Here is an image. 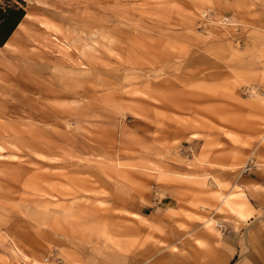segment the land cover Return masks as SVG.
I'll use <instances>...</instances> for the list:
<instances>
[{"label": "rangeland", "instance_id": "rangeland-1", "mask_svg": "<svg viewBox=\"0 0 264 264\" xmlns=\"http://www.w3.org/2000/svg\"><path fill=\"white\" fill-rule=\"evenodd\" d=\"M10 1L0 264H264V0Z\"/></svg>", "mask_w": 264, "mask_h": 264}, {"label": "crops", "instance_id": "crops-1", "mask_svg": "<svg viewBox=\"0 0 264 264\" xmlns=\"http://www.w3.org/2000/svg\"><path fill=\"white\" fill-rule=\"evenodd\" d=\"M259 186L264 188L262 185ZM244 195L247 200L249 198L252 202H254V204H251L249 201L246 202L241 198L233 199L238 202L239 214L237 212L235 213L240 220H248L253 217L255 212L261 210V216L257 219L258 225H251L248 229L247 239H250L254 244L257 235H259V237L264 236V191L255 188H248L245 190ZM233 207H237L236 203H234ZM259 254V258L261 257L264 263V253L259 252Z\"/></svg>", "mask_w": 264, "mask_h": 264}, {"label": "trees", "instance_id": "trees-1", "mask_svg": "<svg viewBox=\"0 0 264 264\" xmlns=\"http://www.w3.org/2000/svg\"><path fill=\"white\" fill-rule=\"evenodd\" d=\"M0 3V47L3 46L22 17L25 16L22 5L10 0H1ZM22 4L21 0H16Z\"/></svg>", "mask_w": 264, "mask_h": 264}, {"label": "built area", "instance_id": "built-area-1", "mask_svg": "<svg viewBox=\"0 0 264 264\" xmlns=\"http://www.w3.org/2000/svg\"><path fill=\"white\" fill-rule=\"evenodd\" d=\"M48 258H49V257H45L44 260L47 261ZM51 262H53V264H57V263L59 262V259L55 257V258H53V259L51 260Z\"/></svg>", "mask_w": 264, "mask_h": 264}]
</instances>
